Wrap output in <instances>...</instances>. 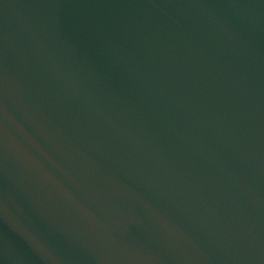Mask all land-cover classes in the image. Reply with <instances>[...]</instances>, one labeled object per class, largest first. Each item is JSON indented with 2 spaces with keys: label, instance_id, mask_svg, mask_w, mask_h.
I'll return each mask as SVG.
<instances>
[{
  "label": "water",
  "instance_id": "95a60500",
  "mask_svg": "<svg viewBox=\"0 0 264 264\" xmlns=\"http://www.w3.org/2000/svg\"><path fill=\"white\" fill-rule=\"evenodd\" d=\"M0 264H264V0H0Z\"/></svg>",
  "mask_w": 264,
  "mask_h": 264
}]
</instances>
